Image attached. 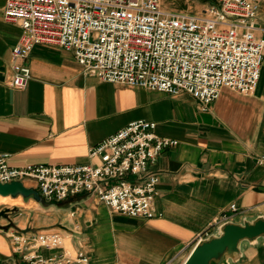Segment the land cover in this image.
I'll return each mask as SVG.
<instances>
[{
  "label": "crops",
  "instance_id": "obj_1",
  "mask_svg": "<svg viewBox=\"0 0 264 264\" xmlns=\"http://www.w3.org/2000/svg\"><path fill=\"white\" fill-rule=\"evenodd\" d=\"M6 2L0 0V154L12 166L93 162L90 149L134 121L155 122L159 136L178 143L151 168L160 178L152 219L113 212L87 193L62 202L0 194V264H26L13 237L27 231L60 233L65 248L85 252L93 264H185L200 239L218 233L224 213L237 224L264 218V56L254 94L224 88L205 111L188 93L86 75L72 52L44 44L30 53L32 79L19 90L9 81L22 28L4 20ZM260 12L256 34L264 38ZM24 186L37 190L33 181ZM232 204L238 212H228ZM236 257L228 264H264V237L243 241Z\"/></svg>",
  "mask_w": 264,
  "mask_h": 264
},
{
  "label": "built area",
  "instance_id": "obj_2",
  "mask_svg": "<svg viewBox=\"0 0 264 264\" xmlns=\"http://www.w3.org/2000/svg\"><path fill=\"white\" fill-rule=\"evenodd\" d=\"M211 1L196 15L167 10L162 0H7L4 20L22 28L9 86L28 87L30 53L44 44L72 52L86 75L172 96L188 93L204 111L224 88L252 95L264 56V38L256 34L259 1ZM156 129L155 122L130 123L92 147L87 164L15 167L0 154V183L33 181L48 202L87 193L113 212L155 218L160 178L151 168L178 143ZM228 212H238L237 205ZM13 241L26 264H93L85 252L65 248L57 232L27 231ZM41 249L56 252L45 256Z\"/></svg>",
  "mask_w": 264,
  "mask_h": 264
},
{
  "label": "water",
  "instance_id": "obj_3",
  "mask_svg": "<svg viewBox=\"0 0 264 264\" xmlns=\"http://www.w3.org/2000/svg\"><path fill=\"white\" fill-rule=\"evenodd\" d=\"M0 194L34 195L38 201H42L37 190L27 188L22 182L0 183ZM5 215L6 211H0V217ZM261 237H264L263 217L254 221H245L243 224L225 221L219 227L218 233L199 240L185 264H228L230 260L237 259L243 241H255Z\"/></svg>",
  "mask_w": 264,
  "mask_h": 264
},
{
  "label": "rangeland",
  "instance_id": "obj_4",
  "mask_svg": "<svg viewBox=\"0 0 264 264\" xmlns=\"http://www.w3.org/2000/svg\"><path fill=\"white\" fill-rule=\"evenodd\" d=\"M258 1L262 12L264 11V0ZM211 4V0H162V6L167 10L196 15L203 13Z\"/></svg>",
  "mask_w": 264,
  "mask_h": 264
}]
</instances>
